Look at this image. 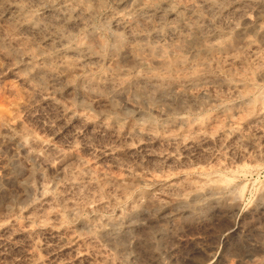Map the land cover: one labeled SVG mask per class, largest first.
Listing matches in <instances>:
<instances>
[{
  "label": "rangeland",
  "instance_id": "374dc122",
  "mask_svg": "<svg viewBox=\"0 0 264 264\" xmlns=\"http://www.w3.org/2000/svg\"><path fill=\"white\" fill-rule=\"evenodd\" d=\"M120 1L0 0V264H264V0Z\"/></svg>",
  "mask_w": 264,
  "mask_h": 264
},
{
  "label": "bare ground",
  "instance_id": "6f19581e",
  "mask_svg": "<svg viewBox=\"0 0 264 264\" xmlns=\"http://www.w3.org/2000/svg\"><path fill=\"white\" fill-rule=\"evenodd\" d=\"M200 1L203 2L205 5H207L208 8L210 7L211 16H210V19L207 21V23H203V22L199 23L198 21L196 22L194 21L192 24V27L195 30L198 37L200 38V40L203 41V43H214L218 39H221L222 37L226 36V33H228V31L230 32L235 31L241 25L247 24L251 19L252 10L250 9V6L252 7L254 5L255 7L256 3H258L259 0L258 1L256 0H200ZM120 2L124 6V8H123L122 13L120 12L116 14V16L114 17L113 24L115 26L123 28V29H130V27L132 26V21L130 20V16H134V15H140L143 17L144 16L145 17L154 16L158 18V24L154 28L155 35L156 36L159 35L157 29L164 22V18H163L164 16L160 15V11L156 5L148 4V2L147 3L145 2V0H121ZM193 9L194 8L192 7H189L188 9L185 8L187 12H191L193 11ZM56 13L57 15L53 14L51 16V19H52L51 21L56 24L61 23V20L64 22L65 19L67 18L63 15L64 13L62 14L58 12ZM174 13L175 12L173 11L169 12L168 17L173 16ZM183 14H181V16ZM194 14L192 16H194ZM176 16L177 18H179V13ZM197 17H200V16L198 15ZM186 20H190V18L183 15L181 18V21L185 22ZM88 59L86 58V59H83L82 61L85 63L87 62ZM203 76L205 75H200L196 78L187 79L188 81L185 82V87L194 88L197 85L212 86L213 83H217L221 80L220 77L214 80L213 79L208 80V78L210 79V77L204 78ZM149 89L150 90L148 91L145 90V92L152 94L153 92H160V93L165 92L166 90H168V87L165 85H157L152 82L150 83Z\"/></svg>",
  "mask_w": 264,
  "mask_h": 264
}]
</instances>
